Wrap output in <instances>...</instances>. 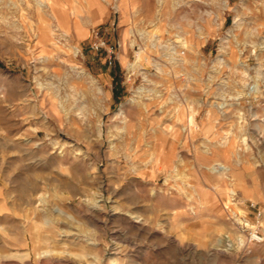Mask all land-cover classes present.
<instances>
[{"label":"rangeland","instance_id":"1","mask_svg":"<svg viewBox=\"0 0 264 264\" xmlns=\"http://www.w3.org/2000/svg\"><path fill=\"white\" fill-rule=\"evenodd\" d=\"M61 2L0 0V264H264V0Z\"/></svg>","mask_w":264,"mask_h":264},{"label":"bare ground","instance_id":"2","mask_svg":"<svg viewBox=\"0 0 264 264\" xmlns=\"http://www.w3.org/2000/svg\"><path fill=\"white\" fill-rule=\"evenodd\" d=\"M48 3L49 8L51 9V16L58 21H61L62 18H64L67 15V9L62 4L61 0H45ZM40 16L43 18L44 16L40 14ZM44 19V18H43ZM140 56V54H138ZM242 118V117H241ZM192 123V120H191ZM194 124L188 125L190 130H193L195 132L198 131L197 125L196 127H193ZM177 133V132H176ZM234 193V192H233ZM232 193V194H233ZM235 194V193H234ZM233 194V195H234ZM237 220L238 217H237ZM241 220V219H240ZM229 241V240H228Z\"/></svg>","mask_w":264,"mask_h":264},{"label":"built area","instance_id":"3","mask_svg":"<svg viewBox=\"0 0 264 264\" xmlns=\"http://www.w3.org/2000/svg\"><path fill=\"white\" fill-rule=\"evenodd\" d=\"M249 207H252L253 209H255V204L251 203ZM258 218L261 217V212L260 209L256 210V214H255ZM249 241H254V242H260L263 240L264 238V228L261 230L259 224L254 225L250 228L249 230Z\"/></svg>","mask_w":264,"mask_h":264}]
</instances>
